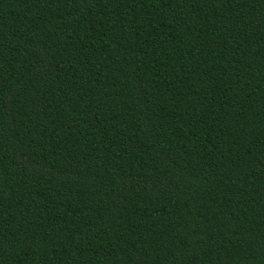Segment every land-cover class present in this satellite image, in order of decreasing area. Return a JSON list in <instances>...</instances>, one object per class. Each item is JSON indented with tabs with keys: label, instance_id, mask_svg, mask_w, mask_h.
<instances>
[{
	"label": "trees",
	"instance_id": "16d2710c",
	"mask_svg": "<svg viewBox=\"0 0 264 264\" xmlns=\"http://www.w3.org/2000/svg\"><path fill=\"white\" fill-rule=\"evenodd\" d=\"M0 264H264V0H0Z\"/></svg>",
	"mask_w": 264,
	"mask_h": 264
}]
</instances>
